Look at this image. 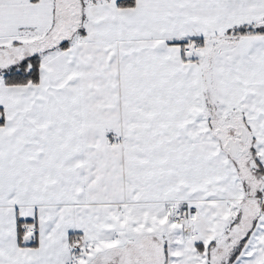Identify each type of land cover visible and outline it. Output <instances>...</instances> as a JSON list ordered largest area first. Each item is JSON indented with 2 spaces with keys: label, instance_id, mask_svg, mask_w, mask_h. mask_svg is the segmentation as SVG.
I'll use <instances>...</instances> for the list:
<instances>
[{
  "label": "snow or ice",
  "instance_id": "1",
  "mask_svg": "<svg viewBox=\"0 0 264 264\" xmlns=\"http://www.w3.org/2000/svg\"><path fill=\"white\" fill-rule=\"evenodd\" d=\"M0 264H264V0H0Z\"/></svg>",
  "mask_w": 264,
  "mask_h": 264
}]
</instances>
